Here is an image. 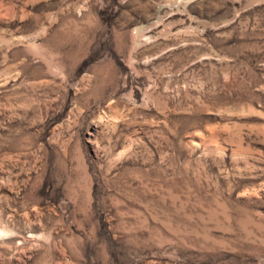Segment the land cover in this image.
<instances>
[{"label":"rangeland","instance_id":"obj_1","mask_svg":"<svg viewBox=\"0 0 264 264\" xmlns=\"http://www.w3.org/2000/svg\"><path fill=\"white\" fill-rule=\"evenodd\" d=\"M0 264H264V0H0Z\"/></svg>","mask_w":264,"mask_h":264}]
</instances>
